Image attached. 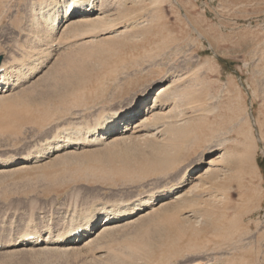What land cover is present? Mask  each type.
Returning <instances> with one entry per match:
<instances>
[{"label": "rangeland", "instance_id": "374dc122", "mask_svg": "<svg viewBox=\"0 0 264 264\" xmlns=\"http://www.w3.org/2000/svg\"><path fill=\"white\" fill-rule=\"evenodd\" d=\"M95 1L0 0L1 63L19 78L0 97V264H264V0ZM73 2L89 19L63 36ZM162 87L161 119L82 145L147 91L140 120ZM140 201L89 245L12 244L96 217L99 231Z\"/></svg>", "mask_w": 264, "mask_h": 264}, {"label": "bare ground", "instance_id": "6f19581e", "mask_svg": "<svg viewBox=\"0 0 264 264\" xmlns=\"http://www.w3.org/2000/svg\"><path fill=\"white\" fill-rule=\"evenodd\" d=\"M114 1V0H113ZM103 2V1H102ZM84 3V2H83ZM83 3H69L65 6L66 11L63 12L66 14V18L68 19L65 23V25H67L64 28V32H63V36L65 34H70L72 32H75L77 29H81V27H83V21L89 19L87 17V15H79V17L77 19H75L74 14H76L77 10L83 8L82 5ZM86 3V2H85ZM95 0H89L88 5L91 6V8L95 7ZM104 4V3H103ZM116 5V4H115ZM100 6V5H99ZM106 8V6H105ZM49 13V14H48ZM48 17L47 20H45L46 26L48 28V30H50L51 32H56L57 28L59 30V27L57 26V24L55 23L56 20H58L57 16H53L55 13L54 11L52 12V9L48 10ZM45 14V13H44ZM46 16V15H45ZM99 18V17H98ZM99 20V21H97ZM102 20V17H101ZM91 21V19H90ZM94 22H92L93 24H91V22L88 25H94L95 23L98 24V22H102L100 21V19H96L97 22H95V19L93 20ZM104 21V20H103ZM87 23V22H86ZM95 24V25H96ZM42 26V25H41ZM86 26V25H85ZM44 27V26H43ZM32 29V28H31ZM77 30L78 31H80ZM40 32V31H39ZM42 33V32H41ZM46 34V33H45ZM44 34V35H45ZM49 34V33H48ZM31 35V34H30ZM35 35V34H34ZM39 35V34H38ZM37 35V36H38ZM61 35V34H60ZM48 36V35H47ZM66 36V35H65ZM39 37V36H38ZM45 37V36H44ZM62 37V36H61ZM36 38V37H35ZM43 38V37H42ZM52 38V37H51ZM49 39V38H48ZM38 41V39H36ZM53 40V39H52ZM57 40V39H56ZM46 41V40H45ZM51 41V40H50ZM41 42V41H40ZM53 42V41H52ZM39 43V42H38ZM53 44V43H52ZM57 44V43H56ZM47 45V44H46ZM50 46V45H49ZM36 47V46H35ZM44 49V48H43ZM51 49V48H50ZM34 50V49H32ZM37 52V51H36ZM41 52V51H40ZM28 53V52H27ZM32 55V54H31ZM44 55V54H43ZM29 56V55H27ZM47 56V55H46ZM30 57V56H29ZM33 58V57H32ZM4 66H6L4 63H2L1 67H0V97L1 95H3L5 93V91H7L9 88L16 86V84L19 81V78H15L13 71L16 70L15 65L12 64L11 65V69L8 71H6V69L4 68ZM21 68V67H20ZM5 70V71H4ZM17 71L20 72V69H18ZM162 89V90H161ZM160 92L156 95H154L155 100L152 102V106L149 108L148 113L146 115H144L140 120L136 119L137 115H139V112L142 110V108L144 107V105H146V96L148 94L147 91H144L142 96L139 97L138 102L136 104L137 109H135L132 112H129L127 110L122 111V113L119 112H113L110 115L105 116L100 122L96 123L91 131V135H89L88 137H86L83 140L82 145H89L90 143H99V144H107V145H111V143H116V144H121L123 143V141L121 143H117L119 140H124V139H129L130 135L127 137V133L131 132V133H135V132H139L140 130H142V128L146 125L147 126V121L149 120H155L156 118L161 119L162 115H160V113H156L155 109L157 108L158 104L160 103V100L164 97L163 94L165 93V88H161ZM163 93V94H162ZM8 95V94H7ZM170 97V96H169ZM177 97V96H176ZM2 98V97H1ZM4 98V96H3ZM175 98V97H174ZM165 100V99H164ZM178 100V99H177ZM162 107V106H161ZM128 117H133L132 119L128 118ZM155 118V119H154ZM135 120V121H134ZM154 127V126H153ZM154 134V133H153ZM135 135V134H134ZM138 136V134L136 135V137ZM140 136V135H139ZM131 139V138H130ZM127 141V140H126ZM81 142L79 141L78 144L75 145H79ZM105 145V146H107ZM63 146H57L55 148V150H61L63 148ZM65 152V151H64ZM69 152V151H68ZM71 152V151H70ZM67 153V152H66ZM51 154L50 152H40L37 155H35L34 158H36V160H42L46 157H48ZM63 154V153H61ZM60 154V155H61ZM221 155V154H220ZM219 155V156H220ZM55 157V156H54ZM14 159L16 160L17 158H11L8 161H5L2 165H14L16 161H14ZM22 160V159H21ZM23 160H31V157L27 158V159H23ZM22 162V161H21ZM19 163V162H18ZM179 190L174 193H166L165 196L163 197L162 200H160L159 205L162 203L164 205L165 200H168L170 195H175L177 196L179 194ZM191 192V191H189ZM182 194V193H181ZM189 194V193H187ZM183 195V194H182ZM182 195H180L179 197H181ZM173 199V198H172ZM170 201V200H169ZM151 202L148 201H140L139 203H133L131 205H129L126 209H122V210H116L115 212L111 211V210H105V213L103 215H101L99 218L103 219V226L100 228V230L98 231L97 229V225H93L91 226V223L94 222L96 219H98L96 217V219H92L89 220L87 223H85L86 225L80 229V226H75V228L72 229H61L58 234L56 236L51 237V239H45L43 238L41 241L40 238H42V235L39 232H34V231H29L26 232L22 235H20L19 239L15 242L12 243L15 246H22V247H27V246H39L43 243L45 244H51V246H59L60 248H75L77 246H79L78 244H81L82 247L84 245H89L91 244L95 238L99 235H101L104 231H108L111 230L113 228L112 223H123L126 220L129 219H133L134 217H136L145 206L150 205ZM167 204V203H166ZM151 207H154L151 206ZM148 207L147 209L151 208ZM161 207V206H160ZM163 207V206H162ZM146 209V210H147ZM152 209V208H151ZM159 209V208H158ZM163 209V208H162ZM154 211H156L155 209H153ZM165 210V209H164ZM182 210V209H181ZM181 210L179 212H181ZM167 211V210H166ZM174 211V210H173ZM145 212V211H144ZM148 212V211H146ZM150 212V210H149ZM152 212V210H151ZM175 212V211H174ZM177 213V212H176ZM175 213V215H176ZM142 214V213H141ZM146 214V213H145ZM151 214V213H150ZM153 214V212H152ZM168 214V213H167ZM147 216V215H146ZM171 216V215H169ZM82 232V236L85 239V241H81L80 242V233L77 235L76 233L78 232ZM67 234H73V236H69ZM29 235H34L37 236L38 238L33 239V240H29V241H25L27 236V240L30 238ZM66 236V237H65ZM65 237V239L62 240V238ZM83 238V239H84ZM47 246V245H46ZM49 247V246H47ZM46 248V247H43ZM78 248V247H77Z\"/></svg>", "mask_w": 264, "mask_h": 264}, {"label": "water", "instance_id": "95a60500", "mask_svg": "<svg viewBox=\"0 0 264 264\" xmlns=\"http://www.w3.org/2000/svg\"><path fill=\"white\" fill-rule=\"evenodd\" d=\"M3 58H4V55H0V64H1L2 60H3Z\"/></svg>", "mask_w": 264, "mask_h": 264}]
</instances>
